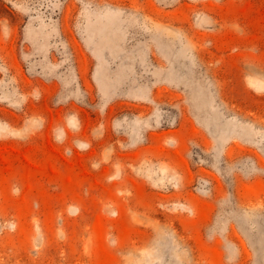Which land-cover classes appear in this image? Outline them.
Instances as JSON below:
<instances>
[{
  "label": "rangeland",
  "instance_id": "1",
  "mask_svg": "<svg viewBox=\"0 0 264 264\" xmlns=\"http://www.w3.org/2000/svg\"><path fill=\"white\" fill-rule=\"evenodd\" d=\"M0 264H264V0H0Z\"/></svg>",
  "mask_w": 264,
  "mask_h": 264
}]
</instances>
